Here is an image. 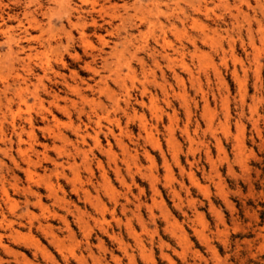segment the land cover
<instances>
[{
  "label": "rangeland",
  "instance_id": "1",
  "mask_svg": "<svg viewBox=\"0 0 264 264\" xmlns=\"http://www.w3.org/2000/svg\"><path fill=\"white\" fill-rule=\"evenodd\" d=\"M0 264H264V0H0Z\"/></svg>",
  "mask_w": 264,
  "mask_h": 264
},
{
  "label": "bare ground",
  "instance_id": "2",
  "mask_svg": "<svg viewBox=\"0 0 264 264\" xmlns=\"http://www.w3.org/2000/svg\"><path fill=\"white\" fill-rule=\"evenodd\" d=\"M95 21V20H94ZM21 81H23V80H21ZM25 81V80H24ZM23 83V82H22ZM21 84V83H20ZM6 87H7V85H5ZM18 87H20L19 85H18ZM27 88V87H26ZM25 88V89H26ZM27 90V89H26ZM18 92V91H17ZM14 93V92H13ZM19 93V92H18ZM22 94V93H21ZM21 98V97H20ZM23 98V97H22ZM23 100V99H22ZM50 114V113H49ZM13 115V114H12ZM47 130V129H46ZM4 134V133H3ZM77 134V133H76ZM35 138V137H34ZM62 138V137H61ZM63 172V171H62ZM9 197V196H8Z\"/></svg>",
  "mask_w": 264,
  "mask_h": 264
}]
</instances>
